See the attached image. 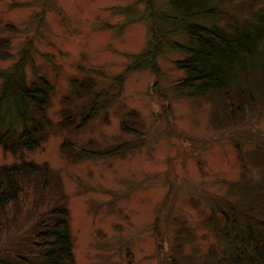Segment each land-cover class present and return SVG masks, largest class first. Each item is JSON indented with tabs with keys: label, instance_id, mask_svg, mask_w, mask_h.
<instances>
[{
	"label": "rangeland",
	"instance_id": "374dc122",
	"mask_svg": "<svg viewBox=\"0 0 264 264\" xmlns=\"http://www.w3.org/2000/svg\"><path fill=\"white\" fill-rule=\"evenodd\" d=\"M151 2L155 16L169 13V0H0V37L9 38L11 52L0 67L26 54L29 77L42 74L53 85L46 113L56 126L34 149L13 153L0 146V165L45 161L60 177L75 264H242L238 245L232 248L213 227L228 229L233 238L222 211L231 213L227 207L239 193L254 195L249 181L234 185L244 168L233 139L243 148L247 176L256 181L264 175V163L252 162L253 147L246 141L247 133L264 135V108L258 112L257 105L243 120L219 125L218 98L186 96L177 86L185 72L174 63L184 54L169 44L185 42L186 35L176 31L160 38ZM252 2L264 11V0ZM236 4L241 2L227 1L224 7L233 11ZM241 9L238 15H247ZM154 40L161 43L158 71H128L132 55L152 48ZM87 77L108 101L83 128L59 129L61 108L81 104L75 98L71 104L62 101L72 95L70 79ZM125 119L135 120L136 132L122 131ZM63 137L99 148L126 140L140 146L73 160L60 149ZM238 224L242 237L245 223ZM26 231L27 225L18 230L16 240ZM14 235L3 233L0 242Z\"/></svg>",
	"mask_w": 264,
	"mask_h": 264
},
{
	"label": "trees",
	"instance_id": "16d2710c",
	"mask_svg": "<svg viewBox=\"0 0 264 264\" xmlns=\"http://www.w3.org/2000/svg\"><path fill=\"white\" fill-rule=\"evenodd\" d=\"M169 13L155 16L153 2L149 3L154 14L155 31L166 40L168 33L180 31L186 35L185 42L171 41L173 50L184 54L176 59L175 65L185 72L177 86L186 96H212L219 100L221 107L215 121L220 125L243 120L246 113L264 108V11L253 8L251 1L238 0L241 5L231 11L225 8L227 1L237 0H169ZM149 2V0H148ZM237 8V9H236ZM241 8L247 15L239 16ZM153 9V10H152ZM239 14V15H238ZM209 20L210 22L201 21ZM223 21V23L220 22ZM159 21V22H158ZM7 30L15 31L11 24ZM161 29V30H160ZM154 37L158 38L156 35ZM10 41L0 37V60L11 56ZM161 43L154 40V46L133 54L127 65L128 71L150 68L158 71L155 57L160 52ZM26 54L16 59L6 68L0 67V146L13 153L38 147L53 126L46 109L50 106L53 85L47 78L38 74L29 77L25 71ZM122 75L116 78L119 82ZM71 97L64 95L62 101L71 104L78 99L75 109L63 106L61 118L56 123L59 129L79 130L87 125L103 109L107 97L95 89L94 79L89 77L71 78ZM74 96V97H73ZM135 118L136 112L129 113ZM135 120H123L124 132H136ZM246 141L252 144L248 155L252 162L264 163V135L247 133ZM130 140L113 146L99 148L91 141L87 146L78 144L69 137L60 142L61 151L71 159L116 156L140 146ZM237 150L242 168L240 179L234 182L252 183L253 198L241 195L236 203L222 211V219L231 223L233 238L228 229L220 231L213 227L227 244L240 249L242 264H264V175L256 181L247 176L249 168L244 165L243 148L237 140H232ZM68 198L60 177L47 162L38 163L21 159L18 162L0 165V236L10 234L0 242V264H75L69 230ZM229 204V203H227ZM246 207L251 213L242 211ZM241 208V210H240ZM244 222L243 234L237 233ZM27 225V234L18 238V230ZM228 228V226H226ZM13 230V231H12ZM237 248V249H238Z\"/></svg>",
	"mask_w": 264,
	"mask_h": 264
}]
</instances>
